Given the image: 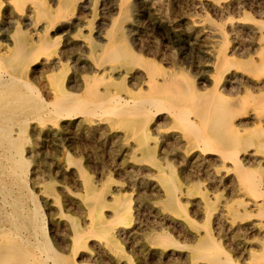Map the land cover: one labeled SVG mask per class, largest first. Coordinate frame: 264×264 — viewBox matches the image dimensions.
<instances>
[{"label":"bare ground","instance_id":"1","mask_svg":"<svg viewBox=\"0 0 264 264\" xmlns=\"http://www.w3.org/2000/svg\"><path fill=\"white\" fill-rule=\"evenodd\" d=\"M129 1L116 0L120 9L118 14L120 20L116 21L117 18L112 20V24L104 31L106 37L102 36V38L105 41L86 37L88 40L80 45L70 42L69 47L46 64L41 59H48L57 46L55 37L57 32L52 35L51 28L70 16L76 4H70L67 0H58L56 7L53 8L45 0H0V191L2 193L0 264H85V258L98 255L108 256L114 264H122L129 259L119 237L134 236L141 225L131 194L115 195L112 190L114 182L112 178L105 182L106 184L98 186L83 169V164L73 161L76 165L75 172L84 188L80 199L84 209L83 225L77 220L69 219L66 214L58 213L51 219L50 234L46 235L42 205H39V200H36L38 198H35L33 191L24 192L26 188L22 191L19 188L21 185L18 186L22 184L18 179L22 178L28 160L23 155L24 135L27 126L33 121H45L47 118L55 121L57 116L69 118L81 111L82 116H88L91 125H96V117H106L105 121L108 122L105 126L114 130L123 120H129L127 128L120 136L121 143L129 152L130 163L154 168L151 180L164 195L163 199L155 202V207H161L164 214L169 210L176 215L186 216V211L178 198L183 189L171 175L169 164L157 159L158 153L167 151L166 143L169 146L174 145L170 139L162 142L161 137L171 135L173 141L177 143L176 147L178 145L180 147L179 153L185 158L197 154L201 156L214 154L216 156L213 155V159L217 157L224 164L228 162L229 170L231 168L233 171L232 179L237 183V193L241 196L256 193L259 185H262L261 175L247 168L246 163L256 164L258 167L264 166V157L257 159V156H254L264 150V24L261 22L253 27V38L247 43L245 38V42L236 41L228 55L226 52L228 37L223 30L224 27L204 17H190L188 21L193 27L204 31L208 29L213 37L212 45L208 50L210 59L205 63L206 71L196 76L197 83L188 73L184 74L174 67H162L155 60L143 56L142 51L139 53L134 46H127L125 41L129 38V32L124 29L122 22L129 19L128 11L135 3V0ZM253 8L251 7L252 10ZM129 12L128 17L132 11ZM16 18L24 19L23 24L28 28L24 29L18 25ZM242 21L244 22V19ZM63 27L60 25L56 31H63ZM249 45L254 46L255 49L252 50ZM238 50L244 52L242 56H246L245 60L236 59L237 55L241 54ZM159 57L161 59V56ZM66 62L72 64L71 69L73 67L74 69L71 70L72 75L67 78L64 85L65 74L58 75L54 70L59 68V71H63ZM50 67L51 74H46L52 80L50 84L53 86L51 92L53 95L51 94L52 97L48 100V96L39 91L32 77L38 72H48ZM209 70H213L212 73L207 72ZM225 74H229L227 80L229 97L218 90ZM207 81H212V85L202 89L200 85ZM152 115L155 116L156 127L159 126L157 122L165 120L161 126L166 127L159 128L158 136L154 135L150 124ZM172 149L174 150L173 147ZM23 182H26L25 179ZM47 190L53 194V185H49ZM208 200L207 195L202 196L204 209L209 205ZM245 204L237 208L235 214L246 211ZM261 215L264 216V212ZM150 219L153 220L152 216ZM248 227H251V224ZM195 233L197 242L192 246L193 261L203 260L206 264L235 263L230 255L219 254L217 251L219 245H214L213 235L207 227L202 230L198 228ZM146 242L149 251L154 253L166 251L170 244L160 233H152ZM247 259L246 264H264V239L258 249L249 252Z\"/></svg>","mask_w":264,"mask_h":264},{"label":"rangeland","instance_id":"2","mask_svg":"<svg viewBox=\"0 0 264 264\" xmlns=\"http://www.w3.org/2000/svg\"><path fill=\"white\" fill-rule=\"evenodd\" d=\"M45 1L48 5L53 8H55L58 3V0ZM67 1L70 4L75 3V9L71 11V13L69 14L70 16H67L66 18L62 19V21L58 22V25L51 28L50 32L52 35L55 34L54 32H57V34L55 35V37L57 38V46L53 54L49 55L50 57L48 56V59H41L43 63L48 64L49 61L58 56L59 52L69 47L70 42L80 45L90 38L93 40L105 41V39L102 38V36L106 37L104 31L109 28V26L112 24V20H114L115 18H117L116 21L120 20L118 19L120 16H118V14L120 13V9L117 7L116 0ZM216 1L209 0L208 2V0H135V3H133L132 7L130 8L131 10L129 9V11H132V15L130 14V16L128 17L130 13L128 11L127 18L129 19L124 21L126 24L122 22V24H124V29L129 32V38H126L125 42L127 43V46H134L135 48H137L139 53L142 51L143 56L147 57L148 59L155 60L157 63H160L162 67H174L175 70H179L184 74L188 73V75L193 76L194 79H196V82L198 83L197 77L202 72L206 71L207 66H205V63H207L210 59L208 50L212 45L211 39L213 37L208 29L204 31L199 28L193 27L189 22L190 17H204L212 21L213 23L216 24L217 22L218 25L224 27L223 30H225V33L227 35L226 37H228L226 43V52L228 55L229 51L235 45L236 41H246L247 43V41H250V39L253 38V29L261 22L264 24V0ZM129 2L132 1L130 0ZM251 7H255L253 8L254 11L251 9ZM257 15L259 17H257ZM231 19L233 22H231ZM243 19L244 22L242 21ZM15 21H17V24L22 26L24 29L28 28L26 24H23L24 19L22 20L16 18ZM239 23H242L241 26ZM60 25L64 26V30L62 29L63 31H56V28L60 27ZM185 29L188 30L186 31ZM89 30H91V32H89ZM141 34H143V36ZM86 37L89 38L86 39ZM246 38H248L249 40ZM141 39L143 40L141 41ZM230 40L232 43H230ZM177 45L182 47L181 50L179 49L180 47ZM250 48L252 50L255 49L254 46H251ZM240 52L241 54H238L239 56L237 55L236 59H241V61L245 60L246 56H242L244 52ZM189 54L190 56H188ZM202 54L203 56H201ZM197 55L199 58H201L199 59ZM159 56H161V59ZM71 67L72 64L66 62L64 69H62L63 71H59V68H56V70H54L58 75L65 74L64 85L66 84L67 78L72 75L71 70H73L74 67L73 69H71ZM51 70L52 68L50 67L48 72H38L32 77L39 91L46 97L48 96V100H50L53 95V93H51L53 92V86L50 84L52 80L49 79L48 76L51 74ZM188 70L191 74L188 72ZM212 71L213 70H209L207 72L212 73ZM192 72L194 73V75ZM228 79L229 74H225L222 78V84L218 86V90L221 91V93H223L227 97H229V83L227 82ZM40 82H43V85H41ZM204 84L200 85L202 86V89H204V87H210L212 85V81L204 82ZM51 115L54 118L56 117V115L54 116L53 114H50V116ZM99 117L100 116L96 117V125H91L88 116H82L81 111H79L69 118L64 116L58 118L57 116L55 118V121L49 120L47 118L45 119V121L43 120L37 122H30L29 126H27L28 129L25 132V135L27 134V136L24 135L23 155L24 158L28 160L26 162L25 169L22 174L23 176L21 175L22 178L18 179V181L20 180L22 184H19L18 186L21 185V187L19 188L22 191L24 188H26L24 189V192H29L30 190L33 191L35 198H38L36 200H39V205H42L43 207L42 208L40 206L41 211L45 215L44 221L46 222V235L49 236L50 234L51 219L54 216L58 215V213L66 214L69 216H67L69 219L77 220L79 224L83 225L84 209L80 199L81 195L84 193V188L78 178V175L75 172L76 165L73 161H77L81 162V165L83 164V169L89 174V176L93 179L94 183L98 186L104 185L105 182L107 183L109 179L112 178L114 181L112 184V190L115 195H118L120 193H128L132 195L134 209L139 217L138 221H141V225L138 229V232L134 236L125 237L122 235L121 237H119L124 251L128 255L129 259L127 262L124 261L122 264H206V262L203 260L193 261L191 256V252L193 249L192 246H195L197 242V236L195 232L198 230V228L202 230L206 227L210 230L211 234L213 235L215 241L214 245H219V250L217 248L219 254L224 253L228 256L230 255V257L232 258L231 260L235 262L234 264L247 263L249 252L251 250L258 249L260 246V242L264 239V216L261 215V213L264 212V191H262L264 189V166L258 167L256 164L250 165L249 163H246L247 166H245L247 168L254 170L255 172L257 171L261 175L262 185H259V193L258 191L256 193H252L256 195L253 196L251 193H249L247 195L241 196L239 193H237V183L232 179L231 175L233 174V171L231 170V168L229 170L228 162L224 164L217 157L213 159L214 156H216L214 154H209L206 156H201L200 154H197L185 158L181 153H179L180 147L179 145L176 147L177 143L173 141L171 135L161 137L162 142H167L170 139L171 143L174 145L169 146L168 143H166L167 147L165 148L167 149V151L163 153H158L157 159L160 160L162 163L169 164L171 175L175 177L176 181L179 183L180 188L183 189V192L179 194L178 198L183 205L184 211H186V213L184 212L186 216L176 215L170 212L169 210L165 211L164 214V210L161 207H155V202H158V200L163 199L164 195L163 191L160 190V188L156 186V184L151 180L153 179L152 176L154 168H152V166L146 167L143 165H136L130 163V158L128 155L129 152L126 150V148H124L121 143L120 136L127 128L129 120H123V122L116 129L110 130L109 127L105 126V124L108 122L105 121L106 117ZM150 119V124L153 128V133L155 136H158L159 128L166 127H162V124L165 123V120L157 122V125H159L157 126V128L154 124L155 116L152 115ZM95 128L98 129L95 130ZM172 147L174 148V150L172 149ZM254 156H257V159H261L262 157H264V150L257 152L256 154H254ZM181 159L184 161H182ZM227 164L228 166H226ZM57 170H59L60 173L57 172ZM23 177L26 182H23ZM49 185H53V194L49 193V191L47 190V187ZM1 194L2 193L0 191V198L2 200ZM203 195H207L209 199V205L205 209L201 202V198ZM260 198L263 200H261ZM1 200L0 206L2 204ZM109 200L112 201V199ZM242 203H247L245 204L247 210L240 211L239 214H235L236 209L243 206ZM77 207L79 210L76 209ZM150 215L152 216L153 220L150 219ZM240 217L242 219H239ZM250 224L251 227H248L250 226ZM242 229L245 232H243ZM152 233H160L164 235L167 242H170L166 251L156 253L149 251L148 242L146 241L149 240V237L150 235H152ZM236 250L238 252H236ZM84 263L114 264L108 256L103 255H98L93 258H85Z\"/></svg>","mask_w":264,"mask_h":264}]
</instances>
